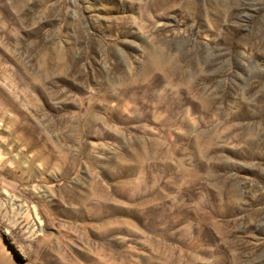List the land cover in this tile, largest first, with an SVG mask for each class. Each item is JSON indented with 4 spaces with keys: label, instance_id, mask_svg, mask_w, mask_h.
Masks as SVG:
<instances>
[{
    "label": "rangeland",
    "instance_id": "374dc122",
    "mask_svg": "<svg viewBox=\"0 0 264 264\" xmlns=\"http://www.w3.org/2000/svg\"><path fill=\"white\" fill-rule=\"evenodd\" d=\"M0 264H264V0H0Z\"/></svg>",
    "mask_w": 264,
    "mask_h": 264
}]
</instances>
